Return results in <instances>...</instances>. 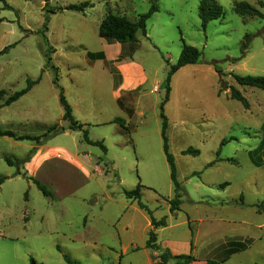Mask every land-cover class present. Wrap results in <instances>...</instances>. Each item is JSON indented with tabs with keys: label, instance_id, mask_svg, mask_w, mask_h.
Instances as JSON below:
<instances>
[{
	"label": "rangeland",
	"instance_id": "obj_1",
	"mask_svg": "<svg viewBox=\"0 0 264 264\" xmlns=\"http://www.w3.org/2000/svg\"><path fill=\"white\" fill-rule=\"evenodd\" d=\"M199 1H0V51L10 46L0 56V107L27 80H38L0 108L1 130L31 138L0 137V264H30V258L68 264L63 256L72 264H155L168 243L180 255L191 254V264H264V92L232 78L264 77V0H215L223 16L205 29ZM235 2L250 4L262 18L236 14ZM85 3L84 12L66 10ZM153 4L158 11L136 43L99 38L108 13L133 21ZM183 45L201 56L172 75L163 107L183 188L179 209L170 213L174 190L160 105ZM102 52L114 61L103 62ZM122 62L132 64L126 72L139 84L116 100L122 75L115 70ZM59 88L82 131L69 130L62 119ZM231 88L248 110L230 98ZM83 131L106 152L87 144ZM189 148L199 154H181ZM138 184L151 216L166 218L167 226L156 231L159 250L145 248L150 216L124 195ZM228 242L246 249L227 254Z\"/></svg>",
	"mask_w": 264,
	"mask_h": 264
},
{
	"label": "trees",
	"instance_id": "obj_2",
	"mask_svg": "<svg viewBox=\"0 0 264 264\" xmlns=\"http://www.w3.org/2000/svg\"><path fill=\"white\" fill-rule=\"evenodd\" d=\"M3 1V0H0ZM234 12L242 17H252V18H262V13L251 6L250 4L246 2H235L233 4ZM89 4L85 3L80 6H74L70 5L66 8V10L76 11V12H84V9L88 8ZM158 11V8L155 4H153L148 11V13L138 16L136 20H130L125 16H118L114 15L112 13H108L106 17L102 20L98 27V36L101 39H104L107 43H118V44H134L136 43V34L138 31H142L145 34V28H146V21L151 17V15ZM198 16L201 22V27L205 29L208 23L218 20L222 18L223 11L221 6L217 4L215 0H200L199 6H198ZM249 35H245V43L242 44V50L245 51V49L248 46V40ZM10 46L7 48H4L2 51H0V56L5 54L9 50ZM89 56V54H87ZM201 53L194 47L183 45L181 53L179 55V58L175 65L171 66L168 73L167 78L164 83L165 87V96L164 99L160 105V117L162 120L161 124V138L163 141V153L166 158V162L169 167L170 172V180L173 185L174 190V198L169 201V211L170 213H174L179 209L180 206V198L182 193V186L177 178V172H176V166L174 163V158L169 152L168 142H167V136H166V129H167V120L163 115V107L166 102H168L169 94H170V80L172 75L177 72L180 68L188 66V65H195L199 62ZM94 57V56H91ZM99 58L103 59L102 56ZM51 62V58L47 56V63ZM57 69H55L56 71ZM232 78L237 83V85L241 87H250V88H256L264 92V77L262 76H238L233 75ZM55 82H57V79H55ZM38 83V80L26 81V87L22 89L21 91L15 92L13 95L8 97V99L3 103V105L0 107H6L10 106L12 103L19 100L22 96H24L35 84ZM58 87V86H57ZM2 93V92H0ZM230 98L232 100H236L241 103V105L244 107V109H249V103L248 101L241 95V93L236 90L235 88L230 89ZM59 104L63 109V120H66L69 122V130L71 131H82V127L84 125L79 124L73 117L72 109L68 102L66 101L63 89L59 88ZM118 121H114L113 123H117ZM84 140L87 144L97 146L99 147L102 152H106L105 147L101 142H90L87 138V132L83 131ZM0 137H8V138H14L16 140H31L29 137H15V135L10 131H3L0 129ZM225 143V142H223ZM264 144V142H263ZM264 151V150H263ZM182 155H193L197 156L199 152L197 150H193L191 148L186 149L181 152ZM5 161L8 163V165H12L13 163L7 159ZM257 166H261V161L257 162ZM5 178L0 177V185L4 182ZM35 184L37 188L42 192L44 196H48L47 191H45L44 187L35 181ZM142 186L137 185V187L132 191H125L124 195L128 200H134L137 201V205L140 210L145 211L150 216V228L151 230L148 232V239L145 243V248L147 249H156L159 250L156 244V230L160 228H164L167 226L166 224V218H162L160 220H155L151 216V212L147 209V207L141 203L140 201V190ZM226 247H228L225 251H227V254H236L241 251H244L246 249L245 245L242 243L237 242H228ZM65 261L68 264H72L71 261L66 257L63 256ZM157 262L155 264H168L169 262H173L174 264H191L194 262V258L189 255H172L169 250L164 249L160 251L159 255L157 256ZM224 261L219 260L216 262H206L205 264H223ZM30 264H37L35 260L30 258Z\"/></svg>",
	"mask_w": 264,
	"mask_h": 264
},
{
	"label": "crops",
	"instance_id": "obj_3",
	"mask_svg": "<svg viewBox=\"0 0 264 264\" xmlns=\"http://www.w3.org/2000/svg\"><path fill=\"white\" fill-rule=\"evenodd\" d=\"M120 46L119 47L121 48V53H122L123 46L122 45H120ZM101 55L103 57V59H102L103 62L110 63V62H113L114 61V59H108L107 56H106V54H105V52H102ZM130 66H132V64L130 65L128 63L122 62L121 64H119L118 67H116V70H115L116 73H119L120 72V74L122 75V78H121V80H120V82H119V84L117 86L116 92H115V95L117 96L116 97V100H118V98L120 97V95L122 96L123 93L129 92L130 90H132L133 88H135L139 84V83L133 84L132 81H133V78L134 77L132 75H129L128 72H126V70ZM139 74H140V76H143V73H142V71L140 69H139ZM137 78L139 79V77H137ZM149 227H150V225H149ZM158 230H160V229H158ZM168 247H170V248H168ZM190 247H191V245H190ZM175 248L176 247H173V244L172 243H168V245L166 247H164L163 249L169 250L172 255H180V252H178L177 251V248L176 249ZM191 251L192 250L190 249V252ZM156 256H157V254H156Z\"/></svg>",
	"mask_w": 264,
	"mask_h": 264
},
{
	"label": "water",
	"instance_id": "obj_4",
	"mask_svg": "<svg viewBox=\"0 0 264 264\" xmlns=\"http://www.w3.org/2000/svg\"><path fill=\"white\" fill-rule=\"evenodd\" d=\"M63 130L57 131L55 134H59L60 132H62Z\"/></svg>",
	"mask_w": 264,
	"mask_h": 264
}]
</instances>
